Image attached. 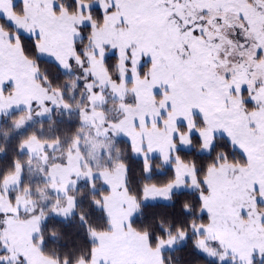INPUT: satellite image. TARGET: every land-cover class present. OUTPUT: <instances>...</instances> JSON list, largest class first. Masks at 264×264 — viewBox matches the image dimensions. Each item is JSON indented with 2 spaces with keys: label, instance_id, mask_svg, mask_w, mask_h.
I'll return each mask as SVG.
<instances>
[{
  "label": "snow or ice",
  "instance_id": "snow-or-ice-1",
  "mask_svg": "<svg viewBox=\"0 0 264 264\" xmlns=\"http://www.w3.org/2000/svg\"><path fill=\"white\" fill-rule=\"evenodd\" d=\"M43 57L58 74L75 70L73 87L87 101L77 110L103 128L97 138L122 135L130 151L113 157L111 145L101 149L113 180L83 159L78 136L59 179L44 145H19L20 153L45 152L39 172L48 188L11 194L25 169L15 160L14 175L0 173V264H61L44 254L43 231L49 218L74 214L89 244L79 264H169L168 250L189 245L196 264H264V0H0V115L22 106L29 120L33 108L41 119L53 107L71 110L64 90H50L41 75ZM109 101L117 119L102 110ZM98 175L107 194L96 198ZM159 175L167 181L157 184ZM82 180L102 229L77 213L69 186L76 192ZM49 189L62 200L45 207ZM181 199L195 205L183 204L186 222L175 232L134 226L147 206L174 208Z\"/></svg>",
  "mask_w": 264,
  "mask_h": 264
},
{
  "label": "trees",
  "instance_id": "trees-1",
  "mask_svg": "<svg viewBox=\"0 0 264 264\" xmlns=\"http://www.w3.org/2000/svg\"><path fill=\"white\" fill-rule=\"evenodd\" d=\"M32 55V53H29V56ZM42 60L45 62L40 63L39 71L41 75H48L51 80V84L49 85L50 90L55 88L64 90L66 102L70 104L71 110L69 111L62 108L54 109L51 112L50 118L38 119L20 128L19 131H17L16 128L20 120H22L26 114L25 110L13 111L7 116L1 115L0 154L2 155H0V173L8 176L12 175L14 173V160L25 165L24 173L21 177L20 189L17 190L16 186L9 189L11 194L22 195L23 189L29 186L34 194L48 188V185L44 182V177L39 172V168L45 166V161H43V163L38 161L36 157L26 151L22 153L17 152L19 145L29 139L35 138L45 146L47 167L57 164L63 165V158L60 159V156L69 149L73 140H75L83 130L80 111L77 110L78 108H84L87 104L86 99L81 98L83 89L73 87L74 84L78 83H76L75 77L72 74H58L56 70L50 66V63L47 62L48 59L42 58ZM48 145H52V148L48 149ZM110 145L113 149V157H115L117 152L121 156H124L130 151L127 141L121 138L112 139ZM221 151H223V149L218 147L217 152ZM42 154L45 155V152H42ZM103 156L108 158L105 153ZM29 160H31L30 166L28 164ZM109 162L111 161L108 160L107 166H103L102 168L113 166V164H109ZM197 163L199 165L201 161H197ZM158 164L159 161L157 160L154 162L153 166L155 167ZM137 179L142 180L138 171ZM167 179V176L159 175L155 178V182L157 184L165 183ZM95 184L96 198H98L101 193L107 194V189L99 178H95ZM138 186V184L130 185L133 192L137 191ZM69 189L70 194L78 197L79 203L77 213L84 212L88 214L89 224L92 227L97 229L106 227L101 212L93 210L89 214L87 195L89 189L87 187V182L83 180L80 181L76 192H71V188ZM79 189H83L85 193L83 200H79ZM48 196L49 200L43 202L45 207H47L48 203H54L57 199L62 200V196H57V194L50 190L48 191ZM186 202L193 206L195 205L194 201H185L184 199L176 201L174 208H168L163 202H157L155 206L149 205L144 209L145 218L139 219L134 226L142 232H151L154 236L161 234L162 228L171 227L172 231L175 232L178 225L183 226L186 222L180 217V209ZM50 233H55V240L49 239ZM43 237L47 241L43 249L44 254L50 257H59L61 264H63L65 258H67L69 264L79 263L80 257L85 255L89 249L85 227L81 225L75 214L67 219V221L62 218H49L43 231ZM167 255L171 257L169 264H196V254L192 253L190 245L188 248H183L181 251L175 249L168 250Z\"/></svg>",
  "mask_w": 264,
  "mask_h": 264
},
{
  "label": "rangeland",
  "instance_id": "rangeland-1",
  "mask_svg": "<svg viewBox=\"0 0 264 264\" xmlns=\"http://www.w3.org/2000/svg\"><path fill=\"white\" fill-rule=\"evenodd\" d=\"M14 2L18 3L19 0H14ZM43 58L49 59L48 57H43ZM66 73H68V72H66ZM69 74H72L75 77V75H76L75 70L73 72H70ZM75 81H76V83H79V81H77L76 79H75ZM10 92H11L10 89L8 91H5V93H4L5 101H7V98L9 96ZM61 108L64 109L63 107H60V108L53 107L52 110L61 109ZM20 110H25V109L22 106L20 108ZM102 110L105 113V115L107 116V118L110 119V120L117 119V117L119 115L118 104L111 103V101H109V103L105 104L103 106ZM13 111H17V110L13 109L11 112H13ZM25 111H26V114L24 115V117L20 121H27V124H31L34 121H36L38 119H41V118H35L36 117V112L38 111V109L33 108L32 112H31V116L34 117V118L31 119V120H29L30 113L27 110H25ZM11 112H9V113H11ZM50 115H51V113H50ZM0 117H1V115H0ZM48 117H49V114H46L44 116V118H42V119H45V118H48ZM82 124H83V126H82L83 130L81 131V133H79V136L81 137L79 139L80 154L82 155L84 160H87L88 163L90 165H92V168H93L94 172H103L110 179L115 180L116 177H117V173L114 170H111L113 166L108 167L109 169L108 168H102L103 166H107V162H108L109 159L105 158L103 156L104 153L107 155V149H104L103 151H101V149L103 148L104 145H110V142L114 138H121V139H124V140H126V138L124 136H122V135L114 137V138L109 137L107 139H105L102 136L100 138H97V133L98 132H103V128L99 127L98 123H97L96 126H93V123H92V121L90 119L82 120V118H81V125ZM76 141H77V138L75 140H73V143L71 144L69 149L64 154H62L60 156V159L63 158L62 159V163L63 164L65 162V159L67 158L68 151L70 149L74 148V145L76 144ZM25 143H31L34 146V148H37L38 145H43L42 142L36 140L35 138L29 139V140L25 141L23 144H25ZM25 151L28 152L27 149H25ZM31 155L36 157L38 161L43 163L45 155L42 154V152L36 150V151H33L31 153ZM93 156H95V159L92 158ZM110 163L113 164L112 161L109 162V164ZM60 165L61 164H57V165L51 166L50 168H52L53 173L59 179H63L65 177V175H66V170L63 169V168H60L59 167ZM12 175H14V173ZM12 175H10V176H12ZM95 178H99V180H101V182H102V178L99 175L96 176ZM73 179H77V178L73 177ZM102 184L106 187V185L103 182H102ZM13 187H15V185H11L9 189H11ZM69 188H71V186H69ZM49 190L52 191L51 189H49ZM52 192H54V191H52ZM54 193L57 194V196H61L60 193H57V192H54ZM77 264H79V263H77Z\"/></svg>",
  "mask_w": 264,
  "mask_h": 264
}]
</instances>
